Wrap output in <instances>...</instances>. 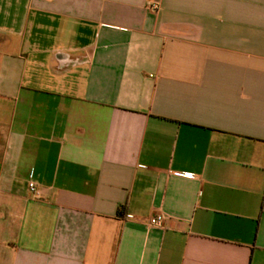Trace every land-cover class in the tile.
<instances>
[{
  "label": "crops",
  "instance_id": "crops-1",
  "mask_svg": "<svg viewBox=\"0 0 264 264\" xmlns=\"http://www.w3.org/2000/svg\"><path fill=\"white\" fill-rule=\"evenodd\" d=\"M0 264H264V0H0Z\"/></svg>",
  "mask_w": 264,
  "mask_h": 264
},
{
  "label": "built area",
  "instance_id": "built-area-1",
  "mask_svg": "<svg viewBox=\"0 0 264 264\" xmlns=\"http://www.w3.org/2000/svg\"><path fill=\"white\" fill-rule=\"evenodd\" d=\"M159 6L157 3L151 4L150 9L153 10H158ZM28 188L31 192L32 195L35 197H39L41 195V191L38 189V185L35 182V180L31 179ZM167 220V217L164 215H157V216H152L148 219V223L152 227H162L165 221Z\"/></svg>",
  "mask_w": 264,
  "mask_h": 264
}]
</instances>
